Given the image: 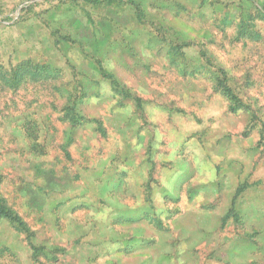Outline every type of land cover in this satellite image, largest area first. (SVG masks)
Here are the masks:
<instances>
[{
    "label": "rangeland",
    "instance_id": "obj_1",
    "mask_svg": "<svg viewBox=\"0 0 264 264\" xmlns=\"http://www.w3.org/2000/svg\"><path fill=\"white\" fill-rule=\"evenodd\" d=\"M0 198V264H264V0H0Z\"/></svg>",
    "mask_w": 264,
    "mask_h": 264
},
{
    "label": "trees",
    "instance_id": "obj_2",
    "mask_svg": "<svg viewBox=\"0 0 264 264\" xmlns=\"http://www.w3.org/2000/svg\"><path fill=\"white\" fill-rule=\"evenodd\" d=\"M18 79H16L15 77H11L7 80V82L9 83V85H11L12 82L16 81ZM223 85V84H222ZM224 90L234 98V94L231 91V89L225 85H223ZM0 215H2L3 217L9 219L12 223L18 225L19 227L24 226L23 225V221L13 212V210H11L3 201V199L0 198ZM25 230V229H23Z\"/></svg>",
    "mask_w": 264,
    "mask_h": 264
}]
</instances>
